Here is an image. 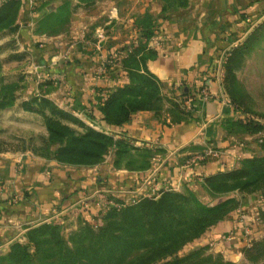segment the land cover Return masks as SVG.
<instances>
[{"label": "crops", "instance_id": "crops-1", "mask_svg": "<svg viewBox=\"0 0 264 264\" xmlns=\"http://www.w3.org/2000/svg\"><path fill=\"white\" fill-rule=\"evenodd\" d=\"M72 1V27L77 36L83 35L86 27L94 36L106 29L107 35L116 40L111 46L122 45L127 49L132 43L147 46L144 70L160 84L163 101L160 109L139 110L120 126L109 124L103 116L101 120L98 113L94 121L116 139L127 138L132 144H147L159 150L145 170L116 167L114 151H110L102 164L88 168L63 165L30 154H21L20 159L14 151H0V242L23 234L27 221L43 215L39 206L45 210L57 204L70 206L73 196H79L81 189L112 182L119 191H126L151 177L160 186L168 185L180 192L193 191L203 202L221 201L224 197H211L205 179L237 167L246 157L264 155L263 133H231L227 129L226 120L232 107L216 67L223 54L242 44L264 21V0ZM85 4L102 7H83ZM85 9L93 14H86ZM146 33L151 36L147 38ZM52 42L48 45L53 46ZM72 51L77 60L75 66L83 69L78 76L88 81L84 88L93 98L111 94L118 86L130 82L126 70L103 69L102 72L100 55L90 48L81 49L77 44ZM203 88H207L210 96L202 95ZM188 97L193 99L192 110L183 106V100ZM71 187H74L73 196H70ZM18 194L24 197L13 200ZM263 210L264 190L247 194L239 209L185 247L215 243L214 248L223 251L226 258L236 260L240 257L239 246L245 229L249 227L252 233H258L255 220ZM62 219L66 230L78 226L79 216L74 210L68 209Z\"/></svg>", "mask_w": 264, "mask_h": 264}, {"label": "rangeland", "instance_id": "rangeland-1", "mask_svg": "<svg viewBox=\"0 0 264 264\" xmlns=\"http://www.w3.org/2000/svg\"><path fill=\"white\" fill-rule=\"evenodd\" d=\"M18 1V6L14 5L11 10L4 11L0 15V151H14L20 155V159L22 158L21 154H30L45 160L57 161L55 159L56 149L61 146L59 136L63 137L58 124L71 130V134L68 133L64 136V143L72 137L71 135L85 134L88 129L110 135L94 120L97 117L96 113L99 114L101 120L102 116L105 120L101 107L112 92L108 95H96L94 99L92 93L84 88L88 81L78 76L83 69L81 70L75 66L77 60L72 53V49H76L77 44L80 45L81 49L89 50L90 48L100 55L99 69L102 72L103 69L112 70V72L121 69L127 71L130 82L118 86L116 89L132 86L137 91L142 88L141 95L146 97L144 92L152 91V81L160 87L157 79L152 78L149 74L141 73L144 77L131 78L128 70L125 69L124 59L140 46L139 43H132L128 49L126 47H123V49L122 45H117L118 47L111 46V43L116 40L107 35L108 30L106 29L99 30L94 36L93 32L86 27L83 35L77 36L78 32H75V28L72 27L74 13L72 0H33V3L30 2L31 6L26 0ZM83 7L102 6L101 4L99 6L85 4ZM85 13L88 15L93 14L90 9H85ZM261 24L263 25L262 30L257 31L249 47L244 49L243 54L239 57V64L233 68L236 77L233 83L237 88L243 89L250 95L245 107L251 109V112L243 113L242 109L230 102V98L226 93V88L231 87L233 84H230L227 79V65L235 47L228 51L225 50L227 53L223 54L221 60L216 63V67L219 68V75L222 77L223 91L226 94L229 106L232 107L228 118L234 121L251 118L264 124V119L259 118L260 114H264V21ZM117 33V39L122 43L123 40L120 38L119 32ZM61 36L63 37L61 38ZM246 39L239 46L243 45ZM51 42L55 46L48 45ZM144 54L146 55V51ZM146 63L144 57L141 67L137 64L143 69L147 67ZM134 73L139 72L135 70ZM157 97V105L159 106L163 103L162 95H157ZM93 101L96 102H94V105L92 104ZM237 130L239 132L241 127ZM133 145L139 148L155 149L147 144L133 143ZM109 153L110 151L105 155L103 161L92 166L59 163L83 168L95 167L102 164ZM131 153L132 155L126 156L124 160L137 158L139 161L141 160L140 163L142 164L143 159L146 160L151 151L141 149ZM115 157L114 154V160ZM150 160L152 161V158ZM240 165L241 163L237 167ZM113 181L115 182V180ZM73 189L74 187H71L69 190L70 196L75 195ZM168 190L174 189L168 185L160 186L155 194L144 191V194L140 195L135 201H123L122 197L124 199L125 196H128L126 195L128 190H121L120 193L118 185L112 182L92 189H81L79 196H73L70 206L63 207L57 204L51 207V210L50 208L45 210L42 206H39L43 215L27 221L22 228L23 234L15 235V237H11L5 242H0V264H17L2 259L7 256L14 243L26 245L32 254V258L25 264H57L59 261L61 262V257L56 253V247L50 244L47 237L41 240L43 243L40 251H36L35 243L27 237V232L31 227H38L42 224L58 225L66 243L70 248H73L76 244L72 242V239L85 236L88 234V231L85 230L89 228L92 232L97 233L101 227L107 224L110 213L121 211L127 204L136 203L141 197L158 198L163 191ZM174 191L180 192L178 190ZM245 195L247 194H242L239 191L217 196L211 195V197H224V199L218 201V199L210 200L208 198L210 200L208 204L216 205L234 199L236 203H239L240 208ZM16 197L20 200L24 195L18 194ZM84 202L88 203L87 207ZM68 209L74 210L79 216L78 226L71 228V230H66L63 226L62 216L67 214ZM257 218L255 220V223H257L255 231H258V233H249L247 234L248 238L244 237V233L243 238H241L242 243L239 246L240 257L236 260L226 258L224 252L215 249V243L211 242L208 245L199 244L192 248H186L187 243L178 252V255L184 256L203 247L206 248L204 255L214 257L222 255L224 260L233 261L235 264H264V250L252 249L254 243L264 238V210L257 215ZM222 239H220L221 242L225 241ZM91 240L88 237L84 244L89 243ZM247 248L251 249L252 256H258V258L251 259L248 257L245 253ZM81 262L85 263V260Z\"/></svg>", "mask_w": 264, "mask_h": 264}, {"label": "trees", "instance_id": "trees-1", "mask_svg": "<svg viewBox=\"0 0 264 264\" xmlns=\"http://www.w3.org/2000/svg\"><path fill=\"white\" fill-rule=\"evenodd\" d=\"M17 4L19 5L18 0L3 4L0 7V15ZM262 28L263 25H259L243 45L233 49L227 65V79L230 84L235 81L233 68L239 64V57L244 49L249 47L257 31H261ZM146 34L147 38L151 36L150 33ZM146 47L140 45L124 59V66L131 78L144 77L141 73L149 74L144 68H140ZM135 70L139 73H134ZM151 83L152 91L144 92L146 97L141 95L142 88L136 91L132 86H124L112 92L101 107L104 119L111 125L120 126L129 121L139 110L158 111L161 107L160 104L157 105L158 97L156 98L160 95L159 87L154 81ZM226 93L230 102L242 109L243 113L251 112V109L245 107L250 95L243 89L237 88L233 83L231 87L226 88ZM175 105L180 107L179 104ZM261 117L264 119V114H260L259 118ZM58 126L62 130L63 137L59 136L61 146L56 149L55 159L63 164L96 165L104 160L109 151H114L116 167L124 165L130 170H145L151 165L150 158L159 150L135 147L127 138L116 139L111 134L107 135L93 129H88L85 134L71 135L72 137L64 143V136L71 134V130L64 125L58 124ZM226 127L231 133L264 132V124L251 118L236 121L227 119ZM236 127L238 129L241 127V130L238 132ZM261 146L264 150V133L261 136ZM141 149L151 151L146 160L143 159L142 164L137 158L124 160L126 156L132 155V151ZM205 180L206 187L213 196L234 191L242 194L262 191L264 190V155L246 157L241 161L240 166L211 175ZM237 209L239 203L234 199L210 205L202 202L193 191L180 193L168 190L163 191L158 198L141 197L136 203L127 204L121 211L110 213L107 224L97 233L89 228L85 230L88 231L85 236L72 239L76 244L73 248L66 243L58 225L42 224L31 227L27 237L35 243L38 252L43 243L41 240L47 237L61 257V262L57 264H235L233 261L224 260L222 255L217 257L204 255L206 248L203 247L184 256H179L178 252L185 244L201 237L210 227L227 219ZM88 237L92 240L84 244ZM253 248L264 250V238L254 243ZM245 253L251 259L258 258L252 256L250 248H247ZM30 258L32 254L26 245L14 243L7 256L2 259L25 264ZM82 260H85V263L81 262Z\"/></svg>", "mask_w": 264, "mask_h": 264}, {"label": "built area", "instance_id": "built-area-1", "mask_svg": "<svg viewBox=\"0 0 264 264\" xmlns=\"http://www.w3.org/2000/svg\"><path fill=\"white\" fill-rule=\"evenodd\" d=\"M9 1H12V0H0V7ZM31 3H32V1H31ZM202 95L204 97L210 96V92L207 90V88L202 89ZM183 106L186 107L188 110H192L193 109V99L191 97L185 98L183 100ZM159 189H160V185H158L157 182H155L153 178L146 177L140 182V184L136 188H134V189L130 188V189H128V191L126 190L127 191L126 195H128V196L124 197L125 200L122 197V200L123 201H126V200L127 201H132V200L135 201V199H137L140 195L144 194V191L151 192V193L155 194ZM120 193H121V191H120ZM13 200L17 201L18 198L15 196L13 198ZM84 204L86 207L88 206V203L84 202ZM244 233H245L244 237L248 238L249 236L247 234L252 233V232L250 231V228L247 227L245 229ZM247 238H245V239H247Z\"/></svg>", "mask_w": 264, "mask_h": 264}]
</instances>
